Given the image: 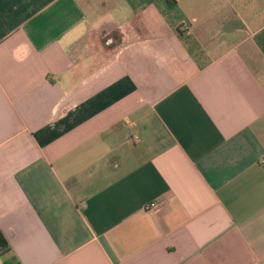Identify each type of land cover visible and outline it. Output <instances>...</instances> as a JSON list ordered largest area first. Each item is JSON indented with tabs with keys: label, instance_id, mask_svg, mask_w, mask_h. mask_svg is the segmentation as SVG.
<instances>
[{
	"label": "crops",
	"instance_id": "obj_1",
	"mask_svg": "<svg viewBox=\"0 0 264 264\" xmlns=\"http://www.w3.org/2000/svg\"><path fill=\"white\" fill-rule=\"evenodd\" d=\"M0 264H264V0H0Z\"/></svg>",
	"mask_w": 264,
	"mask_h": 264
},
{
	"label": "built area",
	"instance_id": "obj_2",
	"mask_svg": "<svg viewBox=\"0 0 264 264\" xmlns=\"http://www.w3.org/2000/svg\"><path fill=\"white\" fill-rule=\"evenodd\" d=\"M140 139L138 137L135 138V142H139ZM157 208V205L156 203H150L149 205L146 206V209L147 210H153V209H156Z\"/></svg>",
	"mask_w": 264,
	"mask_h": 264
}]
</instances>
